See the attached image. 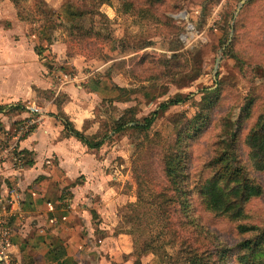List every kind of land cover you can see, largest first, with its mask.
<instances>
[{
	"label": "rangeland",
	"instance_id": "1",
	"mask_svg": "<svg viewBox=\"0 0 264 264\" xmlns=\"http://www.w3.org/2000/svg\"><path fill=\"white\" fill-rule=\"evenodd\" d=\"M153 1L19 0L16 6L11 0H0L2 5L20 11L39 40L66 38L70 41L67 57L81 55L78 58L83 66L76 72L81 76L92 72V82L99 84L103 94L94 120V129L98 128L92 133L95 131L98 138L110 135L103 148L117 153L114 163L129 179L124 191L134 197L128 202L120 227L134 234L138 250L153 251L159 264H188L185 257L189 249L182 246L186 237L195 240L194 250L205 255L219 243L236 247L257 231H264V191L246 204L245 215L239 219L208 211L195 194L200 226H182L178 201L164 203L163 192L168 188L162 160L184 123L200 110L208 94L213 95L204 89L217 87L220 99L210 112L211 122L190 146L194 186L212 174L208 165L217 143L237 130L240 117L245 119L239 139L247 156L244 139L264 111V0H256L253 5L249 28L244 37L235 40V54H228L226 48L234 38L233 25L243 17V7L236 16L242 0ZM4 22L11 24L9 19L4 18ZM253 23L258 24V31L252 30ZM240 26L241 22V31ZM57 63L59 69L68 67ZM69 67V72L74 71ZM179 95L190 99L160 111L150 129L132 127L134 122H130L124 131L115 135L111 132L122 115L141 123L162 103ZM251 100L254 104L247 117L245 107ZM252 173L264 188V171ZM163 207H169L167 214ZM241 225L257 230L241 233Z\"/></svg>",
	"mask_w": 264,
	"mask_h": 264
},
{
	"label": "crops",
	"instance_id": "2",
	"mask_svg": "<svg viewBox=\"0 0 264 264\" xmlns=\"http://www.w3.org/2000/svg\"><path fill=\"white\" fill-rule=\"evenodd\" d=\"M2 3L0 7H6L0 10L3 127L16 132L31 116L30 104L45 111L18 142L23 163L0 162V191L6 194L16 187L23 193L22 204L9 221L13 263L159 264L153 251L138 250L133 236L120 227L134 197L124 191L129 179L114 163L117 153L103 146L90 148L66 126L68 120L75 130L95 135L103 94L92 82L93 73L81 81H66L63 74L81 75L76 71L83 66L80 54L67 57L70 41L39 40L17 9ZM57 62L74 71L59 69Z\"/></svg>",
	"mask_w": 264,
	"mask_h": 264
},
{
	"label": "trees",
	"instance_id": "3",
	"mask_svg": "<svg viewBox=\"0 0 264 264\" xmlns=\"http://www.w3.org/2000/svg\"><path fill=\"white\" fill-rule=\"evenodd\" d=\"M11 1L16 6L19 3V0ZM162 1L155 0L152 3L159 4ZM255 2L256 0H247L243 5L242 14L240 15V17H243L239 21L237 19L235 25H233L234 38L226 48L228 54L236 53V38L240 39L242 35L244 37V33L249 28L250 12ZM128 9H131L130 5ZM18 15L24 20L20 11H18ZM263 17L264 14L261 15V18ZM240 22L241 31L238 30ZM252 26V30L258 31L255 30V28L258 29V24L254 25L253 23ZM253 38L257 40V35ZM204 91H207V93L212 92L213 95H207L204 103L200 106V110L193 118L184 123L182 129L178 132V138L165 150L162 156L167 180L165 188H168L163 192L165 194L164 203L170 200L178 201L179 212L182 214L180 220L182 226L189 224L196 227L200 226L196 216V205L194 204L196 195L201 198L208 211L218 215H227L232 219H239L245 215L246 204L254 197L261 196L264 191L263 186L252 173L253 170L256 172L264 171V111L257 117L256 122L248 130L244 139V145L248 148L247 156L243 153L242 142L239 139V129L243 127L245 119L241 120L242 117H240L237 130L233 131L229 138L217 143L214 156L208 165L212 174L204 182L197 183V186H194L189 166L191 142L198 139L209 126L211 122L210 112L220 99L218 87L214 90L204 89ZM189 99L190 96L183 97L181 95L170 99L162 103L159 110H155L150 116L145 117L141 123L131 121V119L122 115L115 121L112 132L116 134L124 131L130 125V122H134L132 127L140 126L142 129L148 130L157 120L160 111L186 103ZM253 104L254 100H251L245 107L247 117L250 116ZM66 126L73 135L84 141L90 148L100 149L105 140L110 137L109 134H105L101 138L96 137L98 135L88 136L75 130L68 120ZM166 191H169V194ZM163 208H166L165 212L167 214L169 207ZM169 223V219H167V224ZM239 229L241 233H249L256 231L257 227L241 225ZM129 233L132 236L134 235L131 232ZM176 235L178 236V234ZM192 235L198 242L199 238L195 234ZM194 241L190 237L182 239L183 248L189 249V256L185 257L188 264H230L232 262L235 264H264V231H257L252 237L239 242L236 247L219 243L212 250H207L205 255L194 250ZM134 244L137 248L135 240ZM197 248L198 244L195 249L197 250Z\"/></svg>",
	"mask_w": 264,
	"mask_h": 264
},
{
	"label": "built area",
	"instance_id": "4",
	"mask_svg": "<svg viewBox=\"0 0 264 264\" xmlns=\"http://www.w3.org/2000/svg\"><path fill=\"white\" fill-rule=\"evenodd\" d=\"M63 77L66 81H81L87 79L89 75L81 76L65 73ZM28 109L31 116L19 125L16 132L5 129L0 117V162L10 160L16 164L23 163L24 157L20 153L18 142L22 137L31 133L33 127L41 119L40 117L45 114L44 109L35 103L30 104ZM22 201L23 193L19 188H10L6 194L0 191V264H14L10 251L13 228L9 221L12 216L17 214L16 207L21 205Z\"/></svg>",
	"mask_w": 264,
	"mask_h": 264
},
{
	"label": "water",
	"instance_id": "5",
	"mask_svg": "<svg viewBox=\"0 0 264 264\" xmlns=\"http://www.w3.org/2000/svg\"><path fill=\"white\" fill-rule=\"evenodd\" d=\"M246 3V0H242L238 9H237V12H236V16L239 14L241 8L243 7V5ZM221 61V57L218 59V62H217V65H216V68H215V71H214V79L216 80L217 79V72H218V66H219V63Z\"/></svg>",
	"mask_w": 264,
	"mask_h": 264
}]
</instances>
